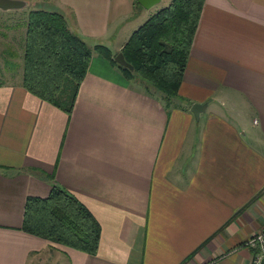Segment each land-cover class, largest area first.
<instances>
[{
	"label": "crops",
	"instance_id": "obj_1",
	"mask_svg": "<svg viewBox=\"0 0 264 264\" xmlns=\"http://www.w3.org/2000/svg\"><path fill=\"white\" fill-rule=\"evenodd\" d=\"M21 1L0 22L57 12L113 57L152 15L136 0ZM9 32L0 23V264H251L243 245L264 225V0L203 1L168 106L93 52L66 114L21 87L25 25L16 51ZM193 104L205 105L197 120ZM52 186L97 222L94 255L21 231L25 199Z\"/></svg>",
	"mask_w": 264,
	"mask_h": 264
},
{
	"label": "trees",
	"instance_id": "obj_2",
	"mask_svg": "<svg viewBox=\"0 0 264 264\" xmlns=\"http://www.w3.org/2000/svg\"><path fill=\"white\" fill-rule=\"evenodd\" d=\"M204 0H171L134 30L120 52L131 66H118L101 46L90 48L72 34L57 12L27 13L21 87L69 114L91 54L98 53L127 81L159 95L165 106L177 97ZM21 231L88 255L97 249L100 229L90 213L67 191L52 186L44 198L27 197Z\"/></svg>",
	"mask_w": 264,
	"mask_h": 264
},
{
	"label": "water",
	"instance_id": "obj_3",
	"mask_svg": "<svg viewBox=\"0 0 264 264\" xmlns=\"http://www.w3.org/2000/svg\"><path fill=\"white\" fill-rule=\"evenodd\" d=\"M160 0H136V3L143 9H149L155 6ZM25 3L21 0H0V10L9 11L17 10L22 8ZM113 61L120 67L131 69V66L127 64L121 53H117L113 57ZM205 105L193 104L189 108L190 113L193 115L194 119L197 120V117L201 110H203Z\"/></svg>",
	"mask_w": 264,
	"mask_h": 264
},
{
	"label": "rangeland",
	"instance_id": "obj_4",
	"mask_svg": "<svg viewBox=\"0 0 264 264\" xmlns=\"http://www.w3.org/2000/svg\"><path fill=\"white\" fill-rule=\"evenodd\" d=\"M170 2H171V0H160L155 6L152 7L151 14H153L156 11H158L159 9L167 6ZM26 10L27 9H25L24 11H26ZM27 13H28V11L23 12V13L17 15V17H15V19H13L14 15H12L11 21H9V18L7 16H5V17H3L2 22H0L1 23V32L2 31H8V33H9L8 36H10L11 33L9 31H11V30H13L14 33L17 32V33H15L17 35V38L13 40V49L15 51H16V44L19 42V37L23 33V25H25ZM11 37H12V35H11ZM11 37H9V38H11ZM7 50L8 49H6V51ZM2 55H6V54L3 53ZM6 58H7V60L9 59V57H7V55H6V57H4V56L0 57V62L7 61ZM8 72L9 71H3V73H8ZM49 264H55V263L51 261Z\"/></svg>",
	"mask_w": 264,
	"mask_h": 264
},
{
	"label": "built area",
	"instance_id": "obj_5",
	"mask_svg": "<svg viewBox=\"0 0 264 264\" xmlns=\"http://www.w3.org/2000/svg\"><path fill=\"white\" fill-rule=\"evenodd\" d=\"M243 246L251 251V264H264V225L255 231Z\"/></svg>",
	"mask_w": 264,
	"mask_h": 264
}]
</instances>
